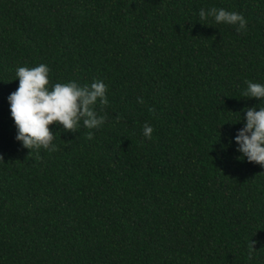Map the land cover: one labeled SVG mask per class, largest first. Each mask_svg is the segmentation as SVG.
I'll list each match as a JSON object with an SVG mask.
<instances>
[{"label": "trees", "instance_id": "1", "mask_svg": "<svg viewBox=\"0 0 264 264\" xmlns=\"http://www.w3.org/2000/svg\"><path fill=\"white\" fill-rule=\"evenodd\" d=\"M212 6L247 30L201 21ZM39 63L108 86L105 123L54 122V152L21 146L7 101ZM248 79L264 0H0V264H264V167L231 140L264 106Z\"/></svg>", "mask_w": 264, "mask_h": 264}, {"label": "clouds", "instance_id": "2", "mask_svg": "<svg viewBox=\"0 0 264 264\" xmlns=\"http://www.w3.org/2000/svg\"><path fill=\"white\" fill-rule=\"evenodd\" d=\"M198 16L201 21L211 18L216 24L234 26L237 32L247 30L248 22L242 13L223 7H201ZM49 73L50 67L45 63L32 67L17 66L14 79L18 78V87L7 96L10 116L16 128L15 139L30 151L41 148L49 152L57 150L54 143L56 134L49 128L54 122L63 130L75 132L81 126L98 129L106 121V116L96 110L97 103H109L108 86L102 79L94 78L85 84L76 80L50 83ZM245 83L243 97H255L259 103L264 100V83L251 79ZM137 101L143 103V98L137 97ZM258 108L257 105L246 107L243 127L237 129L231 140L240 154L237 159H246L264 167V106ZM239 120L241 116L236 121ZM152 132L151 124L145 122L143 136L151 139ZM92 135L89 131L88 137ZM252 244L250 252L254 250Z\"/></svg>", "mask_w": 264, "mask_h": 264}]
</instances>
